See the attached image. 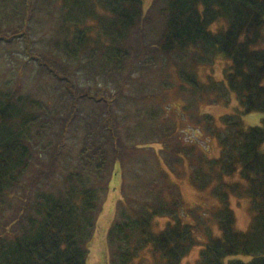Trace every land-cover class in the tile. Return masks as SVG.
<instances>
[{"label":"trees","instance_id":"trees-1","mask_svg":"<svg viewBox=\"0 0 264 264\" xmlns=\"http://www.w3.org/2000/svg\"><path fill=\"white\" fill-rule=\"evenodd\" d=\"M32 1L0 0V23L7 22L3 26L9 28L11 22L20 21L7 36H0L1 42L15 38L29 42L27 22L24 31L18 28L26 18L21 14L31 13ZM58 3L63 40L57 39L55 46L77 63L86 58V69L98 72L105 81H116L119 92L108 97L81 91L69 75L38 60L26 42L28 60L37 61L63 83L65 94L59 97L64 107H50L15 89L0 91V264H88L102 200L111 189H118L119 175L113 169L120 162L122 172L126 141L135 140L147 129L140 120L131 128L128 120L136 115L129 105L142 111L140 103L147 97L129 93L123 81L114 77L122 74L131 55L123 46L146 16L144 0ZM157 4L165 17L159 50L168 59L167 65L171 64L170 54H192V70L182 69L179 74L192 84V92L211 104H229L233 93L238 105L235 113L219 118L204 115L207 132L219 142L221 154L211 159L202 153L209 161L191 175L200 192L210 188L216 175L220 179L212 189L218 202L208 210L215 225L199 221L203 213L199 208L186 214L181 197L165 193L166 188L150 178L151 197L145 201L127 202L122 194L115 197H120L123 206L108 232V264H142L146 252L152 264H181L199 244V228L207 239L197 264H224L227 257H232L229 264H264V119L255 126H247L243 119L251 112L264 113V0H158ZM221 59L227 61L222 78L210 74L207 81L196 79L197 67H209ZM141 61L153 64L152 59ZM85 100L99 109L91 115L85 113ZM158 106L161 108L159 102ZM154 107L146 111L156 119ZM98 112L103 116L100 119ZM71 132L77 138L80 134V147L75 165L64 173L63 184L32 193L27 183L37 180L30 175L38 168L45 174V164L57 162L70 143ZM143 165L141 161L139 166ZM225 175L238 178L227 183ZM232 196L250 201L251 222L246 230L236 226ZM133 202L136 208L131 206ZM190 216L194 221L185 220ZM163 217L167 218L165 226L156 230L157 220Z\"/></svg>","mask_w":264,"mask_h":264},{"label":"rangeland","instance_id":"rangeland-1","mask_svg":"<svg viewBox=\"0 0 264 264\" xmlns=\"http://www.w3.org/2000/svg\"><path fill=\"white\" fill-rule=\"evenodd\" d=\"M58 2L60 0H33L31 13L28 16L21 14L28 21H25L26 18H24L23 25L18 29L24 31L27 26L30 27L29 42L21 38H15L12 42L0 41V91L11 92L12 89H15L18 94H31L33 97L40 98L41 102L49 104L50 107H59V110L64 107L59 97L60 94H65L63 83L45 68L40 67L37 61L28 60L29 58L26 56L27 42L38 60L69 75L72 82L81 91H90L91 94L100 92V94L95 95L101 96L103 94L108 97L119 92L116 81H105L98 72H91L86 69L84 66V62H88L86 58L84 62L77 63L64 56L55 46L57 39L63 40V36H60L61 18L59 17L62 14V9ZM157 2L158 0H144L146 16L140 25L133 30L127 43L123 46L131 52V55L124 64L122 74L114 75L123 81L126 90L131 91L129 93L147 97L146 100L142 99L143 103H140L143 105L142 111H138L137 108L134 109L135 106L133 107L132 104L129 105L130 111L136 112V115L134 114L128 119L131 120V128L136 126L140 120L144 122L143 125L147 126V129L140 132L135 140L126 141L127 151L125 152L122 172L120 173V162L113 169V173L117 170L119 175L117 182H115L118 189H111L108 198L102 200L98 223L89 244L88 264H108L109 262L108 232L114 220L120 215L123 206L120 197H115L122 194L127 202L145 201L151 197L147 188L149 181L152 182L150 178H154L160 186L163 185L166 188L165 193L180 196L184 210L188 212L186 214L199 208V212H203L199 221H209L212 226L215 225V221L212 218L210 220L211 214L208 210L218 202L212 189L219 184L220 179L216 175L210 184V188L200 192L193 186L191 175L194 169L209 161L205 156L202 158V153L211 159H216L221 154L219 142L209 136L207 132L203 120L204 115L208 113L219 118L224 114L235 113L238 103L233 93L231 94V103L211 104L206 97L203 98L201 94L192 92V84L179 75L182 69L192 70V54H170L171 64L167 65L168 59L159 50L165 17H163L161 7ZM25 22H27V26ZM19 23L20 21L11 22L9 28L3 26L8 25L7 22L0 23V36L5 34L7 36L12 25H19ZM142 59H152L153 64L145 65L141 61ZM13 65L14 67H12ZM225 65H227V61L221 59L212 66L197 67L198 77L196 79L201 78L207 81L210 74L216 79H220L223 77ZM97 69L95 68V70ZM66 96V106L68 105V111L71 115L67 93ZM121 101L124 103L123 93ZM158 102L161 108L158 106ZM150 106L156 108L153 113V115H157L156 119L147 114L146 110ZM84 107V112L90 115L95 113V109H99L97 104L89 100H85ZM161 110L164 112L162 113ZM101 117H103L102 114L98 112L97 119ZM243 119L247 126L260 125L264 119V113L251 112L245 114ZM59 126L65 127L62 124ZM58 129L60 128L58 127ZM68 137H70V143L64 148V154L58 157L57 162L45 164V174L43 170L38 168L30 175L31 180H37L34 182L35 184L33 182L27 183L32 193L48 190L50 185L63 184L64 173L76 163L81 136L79 134L77 138L71 132ZM57 138H59L58 134ZM135 142L139 146L138 149L135 148ZM136 161L138 165H136ZM141 161L144 162L143 166H139ZM134 166L137 168L132 170ZM205 171H209L207 166ZM237 178L238 175L233 177L232 175H225L223 181L232 183ZM134 202L131 206L136 208ZM231 204L236 214L237 228L246 230L251 222L249 199L232 196ZM185 220L194 221L192 216L185 218ZM166 221V217L158 219L155 229H162ZM198 230L196 239L199 244L189 251L181 264H197L198 262L201 249L204 246L203 243L207 239V236L201 232L203 229L199 228ZM214 231L217 232L216 227H214ZM143 256L142 264H152V257L149 252L144 253ZM230 258L232 257H227L224 264H229Z\"/></svg>","mask_w":264,"mask_h":264}]
</instances>
